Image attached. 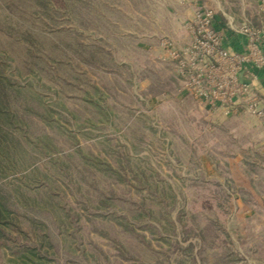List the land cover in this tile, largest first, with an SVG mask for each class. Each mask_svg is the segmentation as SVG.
Wrapping results in <instances>:
<instances>
[{
  "label": "rangeland",
  "instance_id": "rangeland-1",
  "mask_svg": "<svg viewBox=\"0 0 264 264\" xmlns=\"http://www.w3.org/2000/svg\"><path fill=\"white\" fill-rule=\"evenodd\" d=\"M146 1L153 7L147 23L140 21L129 27L123 24L119 26L120 32L133 34L134 48L112 49L110 67H89L73 62V71L78 78L50 84L46 79L40 81L30 72V53L39 51L48 62L54 59L60 61L67 70L72 68L64 64L71 36L62 30L74 28L82 38L97 41L99 36L109 39V28L99 31L77 27L65 14L63 0H47L46 5L37 0H0V63L6 66L7 77L21 86L32 87L43 96V102L53 111V116L64 123L65 135H77V141L72 144L87 156L79 164L80 170H76L73 182L62 180V177L50 179L48 161L57 157L56 154L37 157L30 175L7 173L1 185L10 189L16 202L17 216H13L11 223L0 221L3 233L0 237V264H33L30 258L40 262L32 251L45 256L46 260H54L55 263L52 261L50 264H145L139 256L121 258L104 235L91 232L84 240L79 237L80 226L92 228L101 222L107 226L112 214H122L129 207L143 212L142 200L146 203V209L151 208L156 213L161 210L164 215L157 221H146L145 218L133 220L132 225L156 224L163 233L169 234L165 231L168 216L177 224V233H180L191 216L201 211L213 218L223 230L217 241L207 246V261L211 263L216 260V254L223 258L224 249L230 248L248 260L246 264H262L245 255L240 243L247 238L246 221L253 218L255 213L248 217L237 201L246 210L252 209V206L226 187L224 174L220 173L214 161L218 156L220 165L225 166L230 174L229 180L235 186L242 187L239 185L242 178H238L237 184L232 178L230 160L243 149H246V154L248 149L259 150L256 144L244 137L232 155L219 156L214 148L220 146L222 141L215 132L221 124L239 116L226 118L199 108L190 97L178 94L179 88L176 89L174 83L156 95H142L150 87L152 74L174 76L170 66L159 64L143 48L155 39L169 36L167 34L174 26L173 12L166 4L167 0ZM219 2L227 15L237 16L242 13L243 4H247L248 9L251 2L257 11V0ZM114 7L116 10L123 9L119 3H115ZM215 12L217 16L218 11ZM107 16H112L113 22L117 17L113 12H108ZM108 53L109 45L105 46V53H99L98 57L107 62ZM124 53L130 54L128 63L120 62ZM50 63L51 69L56 72L58 64ZM86 77L90 78V84L100 88L99 96L92 93L91 97L102 106H108L106 118L101 117L94 108L78 107L80 103L77 102L91 87L86 84ZM102 83L110 89V94ZM131 95L135 98L132 107L135 118L141 120L138 123L136 119L129 120L126 111L132 103ZM58 100L60 104L56 105ZM71 104H75L73 106L79 108L81 113L94 116L95 125L85 124L78 129L63 121L62 117L70 119L63 107L71 108ZM131 131H137L144 137L145 142L138 152L133 151L127 138L131 137L128 133ZM123 151L129 154L131 160L127 162L123 159L122 168L117 173H108L107 165H112ZM241 163L238 172L249 182L241 170ZM36 167L46 169L47 175L37 171ZM113 167L117 168L116 165ZM81 174L83 181L78 177ZM219 180L223 182L222 186ZM170 193L175 195V202ZM100 196H103L102 200ZM108 196L109 201H105ZM188 242L196 241L189 239ZM188 242L182 243L186 245ZM152 246L160 251L166 249L167 244L163 241L158 244L156 239H152ZM118 259L120 262L116 261Z\"/></svg>",
  "mask_w": 264,
  "mask_h": 264
},
{
  "label": "trees",
  "instance_id": "trees-1",
  "mask_svg": "<svg viewBox=\"0 0 264 264\" xmlns=\"http://www.w3.org/2000/svg\"><path fill=\"white\" fill-rule=\"evenodd\" d=\"M37 1L46 5L45 2L47 0ZM63 2L65 14L68 15V18L77 27L99 31L103 28H109V39L106 36H99V40L97 41L84 39L74 28L62 30V32H66L71 36V41L69 45L67 44L69 54L67 53L64 56V64L72 68H67V70L63 68L64 66L60 61L54 59L48 62V59L41 55L39 51L30 53L32 65L30 72L37 78L39 77L40 81L46 79L50 84H60L70 78H78L77 74L73 71L74 63L84 64L89 67L93 65L102 66V68L110 67L111 50L115 47L128 49L130 46L133 47L135 41L133 34L128 35L122 31L120 32L119 26L123 24L129 27L140 21L143 24L147 23L146 19L150 17L149 14L153 10L152 4L147 1L145 2V0H124V2L121 0H63ZM115 3H119L123 9L116 10L114 7ZM46 9L48 10V8ZM100 9L103 11V14H101ZM108 12L116 14L117 17L114 22L112 16H107ZM156 40L150 43H155ZM107 45H109V58L107 57V62H104L98 56L99 53H105V46ZM50 62L58 64L56 65V72L51 69ZM5 71L6 66L0 63V221L11 223L13 216H17L16 202L13 200L10 189L1 185V181L6 178L7 173H26L25 175H30L34 169L32 165L35 163L37 157L44 155L51 157L56 154L58 155L57 157L54 156L48 161L50 165V170L48 171L50 179L62 177V180L66 179L73 182L76 170H80L79 164L83 160H86L87 156L82 153V150L75 148L72 144L73 141H77V135H65L64 123L59 118L53 116V111L44 104L43 96L34 91L30 86H21L13 82L7 77ZM85 80H87L86 84L91 85V87L86 89L85 96L81 101L77 102L80 103L78 107L80 108L84 105L87 108H94L100 113L101 117L106 118L108 106H102L91 97L92 93L99 96L100 88L95 86L96 84H90L91 80L89 77H86ZM171 83L175 84L176 89L181 88L182 82L175 76L164 77L152 74L150 87L143 91L142 95H156L169 87ZM102 85L110 94V89L108 90L105 84L102 83ZM130 101L132 103L126 109L127 113H129V120L136 119L138 123L141 120L135 118V112L132 108L135 103L134 96L131 95ZM59 104L60 101L58 100L56 105ZM73 105L75 104L70 105L71 108L63 107V110L67 112V116L70 117L68 120L62 117L63 121L75 125L78 129H81L85 124L90 126L95 125L94 116H89L86 112L81 113L78 110L79 108ZM249 124V121L244 118L230 119L221 124L215 132V135L222 141L220 146L214 148L217 154L219 156L232 155L238 150V144L242 143V139L248 134ZM260 132V127L254 126L251 128L252 137L256 138V140L260 139ZM128 133L129 136L133 137L131 139V137L127 136L133 151L138 152L140 146L145 142L144 137L137 131ZM122 153L125 155L122 154V156L120 154L119 157L113 160L112 165L106 164V171L108 173L109 171L111 174L117 173L122 168L123 159L127 162L131 160L129 154L124 153V151ZM213 155L215 156V154ZM215 157L214 161L217 162V168L221 174H224L223 176L226 179V187L238 193L242 200L250 204L255 211V216L246 221L247 238L241 240L240 243L245 255L255 258L264 264V206L258 207L256 205L253 192L249 189L235 186L229 180L230 174H228L225 166L220 165L221 163L217 159L218 156ZM114 165L117 168H114ZM35 169L44 174L47 173L46 169L37 167ZM241 170L247 176L251 189L257 195L264 196V155H261L259 151L253 149L250 151L248 149V154L241 163ZM78 177L82 181L84 180L82 174ZM170 197L175 202V195L170 193ZM100 198L102 200L103 196H100ZM105 201H109V196ZM141 203L145 217L140 210L129 207L126 210L127 212L112 214L110 216V223L107 226L103 222L93 225L92 228L80 226L79 230L81 234L79 237L81 240H84L91 232H94L96 235H104L110 242L109 245L114 247L121 258L128 259L133 256H139L145 264L247 263L248 260L234 253L230 248L224 249L223 258L219 257L220 254H216V260L213 262L210 263L206 260L205 253L207 246L217 241L223 234V230L213 218H209L208 215L201 211L191 216L182 226L180 233H177V224L169 219L168 213L166 214L168 226H165V231H168L169 234L163 233L162 229L156 224H146L139 227L132 225L133 220L138 221L145 218L146 221H157L159 217L164 215L161 210H158L157 214L151 208L146 209L144 200ZM18 218L20 219V217ZM256 227L258 228L257 230L255 229ZM1 234L3 233L0 230V237ZM152 239H156L158 244L159 241L165 242L167 244L166 249L155 250L152 246ZM189 239H193L196 242H188ZM182 242L188 243L183 245ZM161 247L163 248V246ZM97 249L102 251L99 247ZM32 253L34 257L37 256L40 259V262H35L33 258H30L33 264H50L52 261L55 263L52 259L46 260L45 256L35 254L33 251ZM119 259L116 261L120 262Z\"/></svg>",
  "mask_w": 264,
  "mask_h": 264
},
{
  "label": "built area",
  "instance_id": "built-area-1",
  "mask_svg": "<svg viewBox=\"0 0 264 264\" xmlns=\"http://www.w3.org/2000/svg\"><path fill=\"white\" fill-rule=\"evenodd\" d=\"M260 25L242 23L234 31L245 36V52L238 54L228 45L229 30L216 26V12L197 0H180L193 11L191 20L182 24L189 38L177 46L168 37L149 47L154 59L170 66L182 85L178 94L212 114L233 117L246 113L264 126V95L254 93V82L264 70V0H257Z\"/></svg>",
  "mask_w": 264,
  "mask_h": 264
},
{
  "label": "crops",
  "instance_id": "crops-1",
  "mask_svg": "<svg viewBox=\"0 0 264 264\" xmlns=\"http://www.w3.org/2000/svg\"><path fill=\"white\" fill-rule=\"evenodd\" d=\"M200 1L202 6L205 8L213 9L214 11H218V15L216 16V26L217 27H224L229 30V36H228V45L231 47V49L238 53L242 54L245 52V43L246 39L245 36L240 35L236 31H234L236 28H238L242 21L245 20L249 23H251L254 26H259V19L256 11L255 4L251 2L249 4L248 9H247V4H243L244 6L241 8L242 13L238 14L237 16L235 15H227L225 14L220 6L219 0H197ZM254 1V0H253ZM179 1L177 0H167L166 4L170 8V11L173 12L174 16V26L173 29L167 34L169 36H163V37H168L171 39L177 46L182 47L185 46L189 43V38L186 32L182 29V24L185 22H188L191 20L193 11L190 9H187L186 7L181 6L178 4ZM162 38V37H161ZM159 38L156 40L155 43H148L145 45L143 48H146V50L149 52V54L154 58V52L150 50L149 47L151 46H158ZM264 51V47H263ZM122 58V59H121ZM120 62L121 63H128L131 60L130 54L124 53L121 55ZM161 64V63H159ZM164 65V64H162ZM258 79L257 81L254 82V87L253 91L259 96L264 95V70L260 71L258 73ZM239 116V117H238ZM233 117H238L240 119H245L249 121V131L246 134V137L250 140V143L256 144L257 150H259V153L261 155H264V126L254 119L253 117L246 114V113H241L237 116ZM260 127L261 132H260V139L256 140L252 137L251 134V128L252 127ZM246 149H243L241 152L236 154V158L230 160V167H231V174L233 180L238 183V178H242V184H239L242 187L249 188L251 192H253V196L255 198L256 205L258 207H263L264 206V196H259L257 195L253 189L249 186V182L247 179L242 175L240 172H238L239 169V164L243 161V159L246 156ZM219 185L222 186L223 182L219 180ZM239 206L242 207V211L247 213L248 217L252 216L255 211L254 209H248L246 210L245 206L240 203V201H237Z\"/></svg>",
  "mask_w": 264,
  "mask_h": 264
}]
</instances>
